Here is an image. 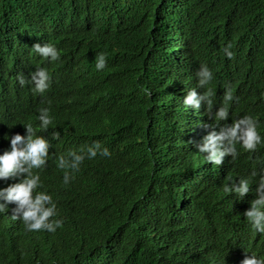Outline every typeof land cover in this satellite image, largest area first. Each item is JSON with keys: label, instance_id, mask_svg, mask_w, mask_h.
<instances>
[{"label": "trees", "instance_id": "obj_1", "mask_svg": "<svg viewBox=\"0 0 264 264\" xmlns=\"http://www.w3.org/2000/svg\"><path fill=\"white\" fill-rule=\"evenodd\" d=\"M93 2L103 17L104 45L62 55L79 72L61 71L56 93L73 103L64 108L58 98L49 101L56 113L64 108L75 118L70 128L77 132L52 147V173L40 172L39 190L52 195L63 227L26 231L11 219L14 205H7L0 212V264H231V255L264 256V235L248 227L242 200L215 188L217 179L210 183L213 167L188 134L196 127L192 112L179 102L180 84L165 72L183 31L191 37L190 60L211 62L213 107L220 106L227 85L235 98L227 122L251 115L263 128L264 0ZM13 8L0 0L9 24ZM228 44L231 59L223 53ZM98 53L106 60L101 71L94 65ZM7 100L19 103L16 95ZM6 135L0 129V153L9 147ZM93 141L110 158L85 159L63 185L57 158ZM14 182L0 181V187Z\"/></svg>", "mask_w": 264, "mask_h": 264}, {"label": "clouds", "instance_id": "obj_2", "mask_svg": "<svg viewBox=\"0 0 264 264\" xmlns=\"http://www.w3.org/2000/svg\"><path fill=\"white\" fill-rule=\"evenodd\" d=\"M2 1L14 7L15 21L7 23L5 11L0 12V129L9 133L5 136L9 147L0 153V181L17 182L0 187V212L14 205L11 219L21 221L26 231L55 233L63 227V219L56 218L57 204L52 195L39 190L43 189L40 172L52 173V147L58 149V141L77 133L70 128L75 118L64 109L73 102L56 93V82L65 69L75 76L79 72L76 63L73 68L65 65L70 57L62 58L63 54L74 57L84 47L102 48L103 17L94 10L93 0H52L47 5L41 0L29 5L25 0L17 6L14 0ZM178 37L180 42L170 50L165 72L173 83L180 84L179 102L191 110L195 120L196 127L188 134L198 142L195 147L203 160L213 167L210 183L214 186L217 179L215 188L242 200L248 227L264 235V127L258 129L251 115L227 122L229 102L235 99L230 87L224 86L222 102L214 108L207 88L213 79L210 60L195 65L190 60L191 37L183 31ZM231 47L228 44L223 49L228 59L233 56ZM68 48H74L73 53ZM94 65L96 71L105 68L103 53L95 55ZM9 95H16L19 103L10 104ZM55 98L63 103V114L49 106ZM260 99L264 100V92ZM51 141H55L53 145ZM98 154L111 156L99 141H93L79 152L59 156L56 167L64 170L63 185L70 183V172L79 171L85 159L92 160ZM231 259V264H264V256L255 254L245 258L231 255Z\"/></svg>", "mask_w": 264, "mask_h": 264}]
</instances>
